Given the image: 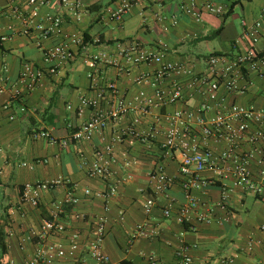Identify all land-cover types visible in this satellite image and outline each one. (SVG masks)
Masks as SVG:
<instances>
[{"label": "crops", "instance_id": "obj_1", "mask_svg": "<svg viewBox=\"0 0 264 264\" xmlns=\"http://www.w3.org/2000/svg\"><path fill=\"white\" fill-rule=\"evenodd\" d=\"M181 1L146 0L115 19L110 11L120 0H82L79 17L64 11L57 0H51L39 9L38 17L45 13L60 15L63 33L80 34L88 45L87 52L79 49L75 58L63 63L56 74L44 76L32 91L17 96L15 89H23L20 84L14 85L20 72L25 67L44 66L42 52L35 44L41 34L35 27L31 34H21L22 19L6 15L8 2L0 0V36L8 35L0 42V65L7 68L0 72V86L6 87L0 93V235L5 244L4 252L0 251V264H26L41 243L42 222L54 217L64 224L65 232L50 235L48 240L67 245L69 237L77 235L82 246L74 257L57 258L49 264H94L85 244L97 215L106 218L101 247L112 264H179L176 251L183 243L196 244L191 250L193 264H264V230L260 228L264 224V202L233 186L231 178L204 171L202 176L213 182L194 191L197 206L190 210L189 222L178 221V209L187 200L182 187L184 178L179 172L181 148L162 146L173 126L167 116L177 110L196 116L206 99L201 89L193 87L181 99L158 102L143 113L135 98L141 91L153 95L154 86L150 80L139 78L144 72L151 77L158 65L127 63L116 46L118 42L136 41L146 49H166L168 58L183 63L191 74L167 75L157 86L167 93L173 81L178 80L188 89L185 83L205 69L208 55L233 56L245 47V43L236 41L242 22L256 20L264 0H213L225 6V13L204 11L200 21L180 11ZM22 2L17 1L19 7ZM156 14L167 17V30L162 29ZM172 18L176 24L170 23ZM234 20H238L237 29ZM34 22L45 24L40 19ZM57 37L51 34L41 42L48 45ZM96 38L98 42H93ZM96 53L108 60L98 66L107 82L114 85L112 93L100 81L104 89L101 108L120 98L131 103L133 109L122 119H106L89 140L75 141L71 134L92 115L90 108L79 105V99L96 92L90 88L87 76L95 69L90 57ZM243 84H247L244 92L225 97L224 105L263 106V79L249 71L239 82ZM219 107L215 102L209 111L200 113L208 119ZM189 121L191 132L185 140L190 146L214 151L225 147L214 137L204 138L202 125L193 117ZM129 129L132 133L127 132ZM38 130L47 131L58 141L66 140L67 144L34 137ZM118 136L120 140L116 139ZM107 145L111 146L109 152L105 150ZM242 148L247 149L248 145L243 144ZM95 161L109 165L111 180L117 182L116 192L107 201L84 194L85 189H107L105 180L89 175V166ZM156 165H161L171 179L162 192L150 177ZM251 170L256 174L257 165L251 164ZM54 180L59 182L42 190L36 205L23 198L25 183ZM70 194L78 199L76 203L67 201ZM149 198L155 203L146 212ZM168 206L170 215L165 216L163 211ZM200 215L205 219L198 220ZM137 225H143L145 234L133 238Z\"/></svg>", "mask_w": 264, "mask_h": 264}, {"label": "built area", "instance_id": "obj_2", "mask_svg": "<svg viewBox=\"0 0 264 264\" xmlns=\"http://www.w3.org/2000/svg\"><path fill=\"white\" fill-rule=\"evenodd\" d=\"M17 1L7 0L8 5L5 14L12 17H19L24 23L20 31L23 35L32 33V28L40 30V39L35 41L36 46L42 52L44 66L37 68L25 67L18 75L14 85L20 84L23 89L16 88L15 95H22L23 92L32 91L46 75H54L63 63L73 60L79 49L87 52V43L83 37L77 33H63L61 30L62 18L60 15L45 13L38 17L39 9L48 4L51 0H23L22 6L19 7ZM64 11L79 17L78 11L82 7V0H57ZM146 0H120L119 5L110 11L111 18L120 19L128 13L135 5ZM160 2L162 0H151ZM180 11L195 21L201 20L202 12H208L214 15H223L225 6L213 0H183L179 4ZM156 20L162 24V29L167 30L165 24L167 17L156 14ZM40 19L45 24L38 23L34 25V20ZM171 24H176L175 18L170 20ZM264 25V7L261 9L260 16L248 23L242 22V30L237 38V42L245 43V47L240 49L235 55H226L223 53H212L205 59V69L201 73L191 76L184 84L178 80L173 81L171 89L165 93L157 83L167 75L185 76L191 74L183 63L168 58L166 49H146L140 47L136 41L130 43H117L118 53L130 64L137 65L142 63H155L158 65L156 71L149 77L148 73L140 75L139 80H150L154 86L153 95H147L140 92L135 98L140 102V110L147 113L148 110L162 103H172L181 99L187 91L193 87L201 89L205 97V103L202 104L200 112L209 111L212 103L217 102L221 107L211 118L205 119L200 112L194 116L192 112L184 113L174 111L167 116V119L173 125L166 133L162 146L165 148H181V159L179 162V172L183 176L182 187L187 202L179 207L177 219L181 223L189 222L190 210L197 206V199L194 191L202 189L213 180L202 176L204 171H210L219 177H229L232 179L233 186L241 187L243 190L259 197L264 202V105L257 107L253 104L242 105L231 103L224 105L225 97L236 92H244L247 84L239 85L246 72L255 71L263 79L262 95L264 97V34L262 28ZM58 35L56 41L51 44H44L43 41L50 35ZM8 35L0 36V42L5 41ZM93 42H98V38ZM91 62L95 69L88 73L90 88L95 90L93 96H84L79 99L81 107H87L92 110L90 119L82 123L79 128L71 134V139L75 141L89 140L94 131L105 124L106 119L119 120L124 118L132 109V104L124 99L117 98L105 108H101V102L104 99V89L99 83L102 81L103 87L112 93L114 85L104 78L99 70L100 62H107L103 54L96 53L91 55ZM6 71V65H0V72ZM2 76H0V81ZM14 87V86H13ZM6 89L0 86V93ZM186 91V92H185ZM70 108V106H68ZM184 115H187L185 117ZM193 119L202 125V134L204 138L214 137L216 140L223 142L225 147L221 150L214 151L210 148L198 150L186 142V138L191 132L190 121ZM182 127L178 129L177 127ZM132 133V129L127 132ZM34 137L46 138L51 143H59L65 146L66 140L58 141L47 131H34ZM120 140L118 136L116 138ZM144 140L145 138L142 137ZM248 145L243 149L242 145ZM109 152L111 146H105ZM258 167L257 173L251 170V164ZM89 175L100 178L107 182L105 191H94L85 189L86 196L102 198L107 201L117 190V182L111 180V169L109 165L100 162H93L89 166ZM150 177L157 183L158 191H165L171 184V179L165 174L161 165H156ZM59 181H36L25 183L23 190L25 200L31 204L38 203L40 192L49 189ZM67 201L76 203L78 199L71 194ZM154 199L149 198L146 201L145 209L149 212L154 205ZM165 216L170 215V207L163 211ZM205 217L200 215L198 220H204ZM195 229L194 226H190ZM264 230V224L260 227ZM65 232L64 224L56 219L44 220L41 226L40 239L41 243L36 249L34 255L26 264H49L57 258L74 257L82 244L77 240V235H72L68 239L67 245L61 241L50 242V235H61ZM91 237L85 244L90 258L94 264H112L109 257L102 251V242L106 234V218L104 215H97L94 220ZM145 234L143 225H137L132 237ZM84 245V244H83ZM196 247L194 243H183L176 251L179 264H193L191 250Z\"/></svg>", "mask_w": 264, "mask_h": 264}, {"label": "trees", "instance_id": "obj_3", "mask_svg": "<svg viewBox=\"0 0 264 264\" xmlns=\"http://www.w3.org/2000/svg\"><path fill=\"white\" fill-rule=\"evenodd\" d=\"M228 14H229V11L226 13L225 17H226ZM219 30H220V28H219ZM219 30H216L215 33H218ZM215 33H214V34H215ZM83 40L85 41V39H83ZM4 250H5L4 240H3V238H2L1 235H0V251L3 253Z\"/></svg>", "mask_w": 264, "mask_h": 264}, {"label": "rangeland", "instance_id": "obj_4", "mask_svg": "<svg viewBox=\"0 0 264 264\" xmlns=\"http://www.w3.org/2000/svg\"><path fill=\"white\" fill-rule=\"evenodd\" d=\"M238 12V10H236ZM234 24L236 26V29L238 28V20H234Z\"/></svg>", "mask_w": 264, "mask_h": 264}]
</instances>
